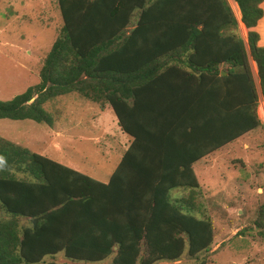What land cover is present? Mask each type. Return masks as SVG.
Wrapping results in <instances>:
<instances>
[{"label":"trees","instance_id":"trees-1","mask_svg":"<svg viewBox=\"0 0 264 264\" xmlns=\"http://www.w3.org/2000/svg\"><path fill=\"white\" fill-rule=\"evenodd\" d=\"M231 1L245 42L226 0H55L39 82L0 100V119L51 127L42 104L74 93L107 106L131 143L101 183L0 138V264H155L208 249L191 164L260 126L249 61L264 103L263 0ZM174 187L190 193L171 201Z\"/></svg>","mask_w":264,"mask_h":264},{"label":"rangeland","instance_id":"rangeland-1","mask_svg":"<svg viewBox=\"0 0 264 264\" xmlns=\"http://www.w3.org/2000/svg\"><path fill=\"white\" fill-rule=\"evenodd\" d=\"M226 2L237 21L235 33L245 42L246 29L239 23L238 10ZM60 24L55 0H0L1 101L39 82L41 61ZM249 67L259 98L256 116L260 126L204 161L198 188L193 190L192 214L210 222L212 241L196 257L183 254L175 261L155 264H192L202 258L206 264H264V214H259L264 205V103L250 61ZM42 109L53 120L51 127L31 120L0 119V138L106 182L126 138L119 133L111 110L100 112L74 93L49 99ZM188 193L172 190L169 198L174 201L172 197Z\"/></svg>","mask_w":264,"mask_h":264},{"label":"crops","instance_id":"crops-1","mask_svg":"<svg viewBox=\"0 0 264 264\" xmlns=\"http://www.w3.org/2000/svg\"><path fill=\"white\" fill-rule=\"evenodd\" d=\"M227 1H231V0H227ZM232 2V1H231ZM233 3V2H232ZM234 4V3H233ZM235 6V7H234ZM235 8H237L236 7V5L234 4L233 5V9L235 10ZM260 8H261V10H262V16H261V18L257 21V23H256V26H255V31H256V33H257V35H258V40H257V45L259 46V47H264V0L260 3ZM253 68H254V73H256V69H255V66H254V63H253ZM250 71H251V69H250ZM255 77H256V74H255ZM93 104V103H92ZM95 105V104H94ZM98 108V107H97ZM108 107L107 106H105L104 107V109L103 110H100L99 108V111L100 112H102V111H104L105 109H107ZM114 116V115H113ZM264 116V115H263ZM114 121H115V125H116V120H115V117H114ZM116 127H117V125H116ZM118 128V127H117ZM118 131H119V133H121V134H123L120 130H119V128H118ZM247 133H249V132H247ZM247 133H245V134H243L244 136L245 135H247ZM123 135H125V134H123ZM243 135H241L240 137H238L237 139H235L234 141H232V142H230V143H227V144H225L224 146H222L221 148H219V149H217V150H215V151H212L211 153H208L207 155H205L204 157H202V158H200L199 160H197V161H195L194 163H192L191 164V169H192V171H193V173H194V175L196 176V178H197V181H198V173H199V171H200V169L202 168V167H204V161H206L208 158H210V157H212L213 156V154L215 155L220 149H222V148H225V147H229V146H231V145H233V143H235V142H237V141H239V140H241V137L243 136ZM126 136V138L123 140V143H122V145L120 144L119 145V159H118V161H117V163L119 162V160H120V158H121V156H122V154L125 152V150L130 146V143H131V138L130 137H128L127 135H125ZM121 141H122V139H121ZM145 154H147V153H145ZM41 155V154H40ZM43 156V155H42ZM117 163L115 164V166H114V168H113V170L115 169V167L117 166ZM62 165V164H61ZM63 166H65V165H63ZM65 167H67V168H70V169H72V170H74V171H77V170H75L72 166H65ZM113 170L110 172V174L107 176V181H108V178H109V176L111 175V173L113 172ZM77 172H79V171H77ZM79 173H81V172H79ZM83 174V173H82ZM94 179V178H93ZM96 180V179H95ZM97 181H99V180H97ZM106 181V182H107ZM99 182H101V181H99ZM106 182H104V183H106ZM101 183H103V182H101ZM172 190H180V194H181V191H186V190H189L187 187H174V188H172L170 191H169V194H170V192L172 191ZM182 195V194H181ZM169 197H170V195H169ZM180 198H183L182 196H179V195H176V196H174V197H172V199L173 200H178V199H180Z\"/></svg>","mask_w":264,"mask_h":264},{"label":"clouds","instance_id":"clouds-1","mask_svg":"<svg viewBox=\"0 0 264 264\" xmlns=\"http://www.w3.org/2000/svg\"><path fill=\"white\" fill-rule=\"evenodd\" d=\"M3 161V157H0V162H2Z\"/></svg>","mask_w":264,"mask_h":264},{"label":"water","instance_id":"water-1","mask_svg":"<svg viewBox=\"0 0 264 264\" xmlns=\"http://www.w3.org/2000/svg\"><path fill=\"white\" fill-rule=\"evenodd\" d=\"M223 74V73H222Z\"/></svg>","mask_w":264,"mask_h":264}]
</instances>
